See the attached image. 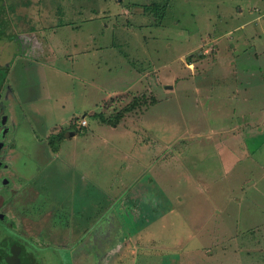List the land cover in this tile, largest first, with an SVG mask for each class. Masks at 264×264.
<instances>
[{
	"label": "rangeland",
	"instance_id": "obj_1",
	"mask_svg": "<svg viewBox=\"0 0 264 264\" xmlns=\"http://www.w3.org/2000/svg\"><path fill=\"white\" fill-rule=\"evenodd\" d=\"M6 5L15 34L51 50L64 30V50L43 57L42 92L28 86L41 96L34 126L62 127L60 172L30 139L7 170L57 204L32 216L48 236H32L34 264H129L133 243L136 264H175L183 247L185 264H264V0ZM138 233L157 249L142 253Z\"/></svg>",
	"mask_w": 264,
	"mask_h": 264
},
{
	"label": "crops",
	"instance_id": "obj_2",
	"mask_svg": "<svg viewBox=\"0 0 264 264\" xmlns=\"http://www.w3.org/2000/svg\"><path fill=\"white\" fill-rule=\"evenodd\" d=\"M51 33H54L52 34L53 36H57L58 34L59 35L61 34L60 38L56 39L58 40V42L60 40L59 45L62 47L60 48L61 50H59V48L53 47V45H52V50L56 51V53H58V51L62 52L64 50L63 47L65 45L64 43H62L64 30L61 29L59 31L58 30L53 31ZM39 34L41 35V33ZM26 36H29V35L26 34ZM78 45H79L78 42H74V43L71 42L72 48L73 47L75 48ZM27 48H28L27 50L25 49L26 53H24L21 56L16 54L15 57L9 60L8 67L10 68V73H9L8 81H9L11 90H14V92L11 94L10 91H8L6 94V97L8 98V100L5 101L6 105H4V110L3 112H1L0 117L2 118L3 121L5 120L7 123L5 121L2 122L1 124L3 125L1 128L3 129L7 128V132H8L7 134H9L8 137L14 136V140L12 141V144H11L10 155H11V162H14L13 160H15V164L17 166H19L22 160L26 159L27 154L29 153L28 147H27L29 139L32 141H36L38 144V151L36 150L37 152L34 153L35 158H40L43 155L49 156V153H50L49 151L46 150L43 152L41 150L40 143L42 142L45 143L46 147H48L50 150H53L54 161L52 163V166H53L52 175L54 177L57 175V173L59 174L60 167H62V163H63L61 162L60 156H59L61 152V146L64 140V138L62 137L63 136L62 127L58 126L57 123H53L54 125L49 127L47 133L41 134L39 128H36L34 126V123H32L33 114L36 116H39L42 110V106L39 104L41 96L32 94V92L34 91L33 85L35 84V87H38L40 89V92H42V88H43L42 84H43V79H44L43 78V66L46 63L43 61V57H45L46 55L50 57V56H53L54 54L52 55L50 43L43 42L41 40H36L35 42L32 43V45L28 44ZM28 78L31 81L30 84L28 83V80H29ZM29 85L31 86V89H32L31 93H30V88L28 87ZM44 91L45 93L43 94V98L45 97V95L48 96L46 94L47 90L44 89ZM0 97H2V95ZM93 112L94 111H90L91 115L93 114ZM8 120L11 121V125L8 124ZM82 120H85V119L82 118ZM86 125L87 123H85V125L82 126L81 121H80L81 127H85ZM76 133L77 132H67L66 135L67 136L75 135ZM29 134L31 135V137H29L30 136ZM40 134L42 135L41 137H40ZM74 159H75V154L73 153V161H72L73 165L75 164ZM13 173L14 175L15 174L18 175L19 179H22L23 181V184H20V182L16 183V188H17L16 191L17 193L22 194V198L18 202L16 201L14 202V213H16V216L20 218L21 220L20 223H22V228L24 229V231L29 233L31 236L38 237L40 234V237L47 238L48 236L43 226L41 225L42 226L41 228L40 226H37V229L34 230L32 228L31 222L33 221L32 220L33 214L36 212L38 213L43 212L45 210V207L48 204L47 200L50 201L51 199L45 193L44 187L40 183L38 184L36 180L34 179L32 180V178H26L24 174H20L17 167L13 169ZM84 177H85L84 175H80L79 178L84 179ZM19 179L18 181H20ZM46 179H48V177L43 176L41 179V182H43ZM38 182H40L39 177H38ZM39 195L41 196L40 198H38ZM118 201H119V198L117 200V203ZM49 203L51 205L55 202L50 201ZM55 205L57 204L55 203ZM49 221H51V224H54L53 220L49 219ZM67 225L73 226V222L70 221L68 223L67 221ZM54 226L56 227L55 224ZM49 234H50L49 236L51 239V237H53V234L52 232H49ZM145 240L146 239L143 237H140V234H139V235H136L134 239H132V243L135 241H138V243L143 242L142 245L144 247H148L147 245L149 242L148 241L144 242ZM53 241H57V243L59 242V240L51 239V242L49 243L54 244ZM71 241L73 242V237ZM76 243L79 244L78 247L79 248L81 247V250H82L83 245H80V244L83 242L77 239ZM60 245L62 244L60 243ZM135 245L136 244L133 243L132 253L130 254V257H129L130 258L129 264H136L135 258H136V255L138 254V249L135 248ZM57 246H59V244ZM61 248H65V247H61ZM148 248L146 249L144 248L145 250L142 251V253H147L146 252L147 250H152L153 248L155 250L157 249V247H148ZM81 250L79 251V255H81ZM104 252H107V251H104ZM152 252H155V251H152ZM87 253H90V252L88 251V249H85L82 255L85 258H90L88 257ZM100 253L96 255L97 259L103 258V255H102L103 253L102 252ZM189 254L190 253L186 250V248L183 247V249L180 250V253H178V257H176V260L175 258H173L174 263L175 264H185V260L188 259ZM80 259H81V256L79 257V261Z\"/></svg>",
	"mask_w": 264,
	"mask_h": 264
},
{
	"label": "flooded vegetation",
	"instance_id": "obj_3",
	"mask_svg": "<svg viewBox=\"0 0 264 264\" xmlns=\"http://www.w3.org/2000/svg\"><path fill=\"white\" fill-rule=\"evenodd\" d=\"M7 8L6 0H0V96L2 95L0 115L6 105L5 101L8 100L7 92L10 91L11 94L14 92L8 81L9 60L16 54L21 56L26 53L28 44L32 45L35 42V38L30 37L29 34V36L24 33L15 34L10 25L13 22ZM36 31L38 35L40 31L37 29ZM4 121L0 117V264H34L36 259L32 247L34 249L35 247L32 244H35V241H31L32 236L24 231L20 218L14 213V202H18L22 194L17 193L16 184L8 179L14 177L13 170L7 171L10 167V151L14 136L8 137L7 128H1L3 125L1 123ZM8 124L11 125L10 120Z\"/></svg>",
	"mask_w": 264,
	"mask_h": 264
},
{
	"label": "built area",
	"instance_id": "obj_4",
	"mask_svg": "<svg viewBox=\"0 0 264 264\" xmlns=\"http://www.w3.org/2000/svg\"><path fill=\"white\" fill-rule=\"evenodd\" d=\"M85 120H81V125L84 126L85 125Z\"/></svg>",
	"mask_w": 264,
	"mask_h": 264
},
{
	"label": "trees",
	"instance_id": "obj_5",
	"mask_svg": "<svg viewBox=\"0 0 264 264\" xmlns=\"http://www.w3.org/2000/svg\"><path fill=\"white\" fill-rule=\"evenodd\" d=\"M160 17H162V16H160Z\"/></svg>",
	"mask_w": 264,
	"mask_h": 264
}]
</instances>
